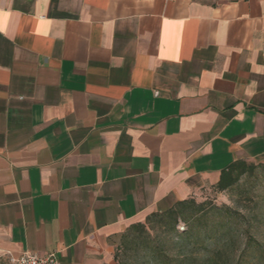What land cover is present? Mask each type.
I'll use <instances>...</instances> for the list:
<instances>
[{
  "label": "crops",
  "instance_id": "crops-1",
  "mask_svg": "<svg viewBox=\"0 0 264 264\" xmlns=\"http://www.w3.org/2000/svg\"><path fill=\"white\" fill-rule=\"evenodd\" d=\"M237 161L264 162V0H0V257L115 264Z\"/></svg>",
  "mask_w": 264,
  "mask_h": 264
},
{
  "label": "rangeland",
  "instance_id": "rangeland-1",
  "mask_svg": "<svg viewBox=\"0 0 264 264\" xmlns=\"http://www.w3.org/2000/svg\"><path fill=\"white\" fill-rule=\"evenodd\" d=\"M195 198L198 203L204 204L206 212H199L196 214L198 216L195 215L189 222L180 219L175 226L172 223L162 225L159 218H152L147 225V232H139L130 237L126 250L122 252L124 263L153 264L149 258L152 256V248L156 245H164V252L167 255L182 253L181 244L186 243L181 241V235L185 231L193 228V233H196L203 225L207 222L211 224L218 216L216 207H230L237 216L238 224H241L239 231H244L249 225L255 237V245L242 254L243 262L264 264V260L259 258L264 255V162L256 163L255 167L244 174L232 188L219 192L215 187L209 186L202 189ZM196 239L198 237L194 234L187 248L194 257L200 259L206 250L202 244L194 245ZM119 242L120 239L116 244ZM114 262L117 264L115 259ZM0 264L10 262L0 257Z\"/></svg>",
  "mask_w": 264,
  "mask_h": 264
},
{
  "label": "trees",
  "instance_id": "trees-1",
  "mask_svg": "<svg viewBox=\"0 0 264 264\" xmlns=\"http://www.w3.org/2000/svg\"><path fill=\"white\" fill-rule=\"evenodd\" d=\"M256 163L258 162L237 161L230 164L222 171L219 181L210 187H215L219 192L232 188L239 182L244 174L250 172L255 167ZM195 197L196 195L179 201L170 210L162 213H152L144 222L131 225L121 234L119 237L120 242L115 246L114 259L117 264H125L122 259V252L126 250L130 237L139 232H147V225L152 218H159L158 220L162 225L172 223L173 226H175L180 219L189 222L191 218L199 212H206L204 204L198 203ZM215 210L218 212V216L211 224L207 222L196 233H193V228H191L181 235V241L186 243L181 244L180 248L182 253L174 256L167 255L164 252V245H156L152 248V256L149 258L151 263L245 264L242 260V254L255 245V237L252 234L251 226L247 225L246 229L241 232L239 231V225L241 224H238L237 216L230 207H216ZM194 234L198 237V239L194 241V245L202 244L206 250L204 256L200 259L194 257L193 253L188 251L187 248ZM259 258L264 260V255L259 256Z\"/></svg>",
  "mask_w": 264,
  "mask_h": 264
},
{
  "label": "built area",
  "instance_id": "built-area-1",
  "mask_svg": "<svg viewBox=\"0 0 264 264\" xmlns=\"http://www.w3.org/2000/svg\"><path fill=\"white\" fill-rule=\"evenodd\" d=\"M158 94L159 92L156 91V95ZM8 261L10 264H60L55 253L42 256L30 251H25L16 256L9 254Z\"/></svg>",
  "mask_w": 264,
  "mask_h": 264
}]
</instances>
